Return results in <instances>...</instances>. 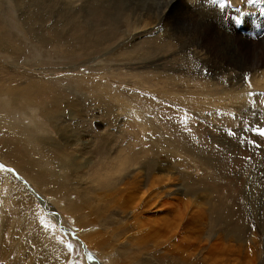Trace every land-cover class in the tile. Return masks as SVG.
Wrapping results in <instances>:
<instances>
[{"label":"rangeland","instance_id":"rangeland-1","mask_svg":"<svg viewBox=\"0 0 264 264\" xmlns=\"http://www.w3.org/2000/svg\"><path fill=\"white\" fill-rule=\"evenodd\" d=\"M61 1L0 0V86L39 78L91 106L85 129L65 115L58 134L38 105L0 90V141L31 170L0 154V264H252L253 238L264 251V157L233 138L260 145L264 125L222 106L159 28L135 31L125 0ZM82 141L95 145L80 154ZM119 152L133 178L116 188L108 156Z\"/></svg>","mask_w":264,"mask_h":264},{"label":"bare ground","instance_id":"bare-ground-1","mask_svg":"<svg viewBox=\"0 0 264 264\" xmlns=\"http://www.w3.org/2000/svg\"><path fill=\"white\" fill-rule=\"evenodd\" d=\"M63 2H66L67 5L74 3L72 0H62L60 3ZM80 2L76 3L79 4ZM39 3L42 2L40 1ZM125 4L132 14L133 21L135 23L134 26H136L135 31L149 26H151V28H159L161 33L165 37L177 42L179 51H184V53H186L189 57L194 56L196 58L198 70L205 75L203 84L207 87L213 88L214 92L217 94L218 101L222 102V106L226 102V104L229 103V107L230 105L233 106V109H236L238 113H240V111L242 113L244 110H247V119H249L248 123H250L252 119H257L258 124H262V126L264 125V95H261L262 93H264V0H256L255 3H248L247 0H125ZM19 12H21V10H19ZM114 13L115 12H113L112 14ZM128 16L129 15H127V18ZM140 33L141 32L138 31L132 33V35L130 36L134 37V35ZM15 52L16 51H14V53ZM150 63H154V61ZM164 87H166V85ZM0 90H2L3 93H5L9 97L10 104L12 105H18L20 102H23L24 105H38L40 107V113L43 114L44 120L47 121L50 126L52 125V127H54L53 129H55L58 134H64L69 128L70 124L66 125L61 122L65 115H69V119H72V117L74 118L75 122L77 123L76 128L79 129V127L81 126L85 129L86 119L84 117H81L79 113H82L84 110L88 114V112L91 110V106L82 107L80 103L81 97L73 99V96H66L62 91H58L54 86H50L47 82H42L39 78L31 79L30 81L27 80L26 84H19L17 86L12 85V83L10 82L8 85H1ZM249 93H253V95H249ZM77 95H79V92ZM160 96L164 98V95L162 93ZM164 99L166 100V98ZM95 106L101 107L100 104L96 103ZM197 110L204 109L201 108ZM3 118L5 119V117ZM9 120L12 121L11 119ZM4 123L5 122H3V124ZM65 136L63 138H65ZM77 136V140L81 141V134L79 133ZM236 136L233 138V144L242 147L244 146L246 151L253 154V156L255 155V161L261 157H264V137H258L261 140V143L259 146H256L254 141L247 139V137L246 140H244L243 138H241V136ZM4 141L5 140L0 141V146L4 145V143L2 144V142ZM5 142L6 146H3L4 149L6 148L5 153L3 152V150H0V154L4 158L3 161L15 165V167L22 173L30 172L31 170L27 168V166H25L23 162L20 161V157L14 155V146L12 147L11 143L8 141ZM80 144L83 145L80 151L81 153L79 152L80 154L86 153V151L91 146L95 145L89 141H82L80 142ZM7 146L10 147L8 148ZM63 147L61 145H57V147L54 149L60 150ZM116 150L118 149L116 148ZM108 157L110 158V161H112V164L110 165L111 171L113 175L114 173L117 175V177L115 178L110 177L111 179H113L112 183L114 184V187L117 188L119 184L121 185V183H124L125 177L130 176L133 178V174L128 175L130 172V166H133L132 162L128 163L127 160L121 159L122 157H120V152L117 155L115 153L113 154V156ZM144 160L149 164V167L153 166V162L150 158ZM99 161L101 162V160ZM60 162L63 165H66L64 167L68 168L74 167L76 169H79L83 166L77 163L78 161H73L71 157L65 158V156H63L60 159ZM127 164L131 165L128 166ZM122 171L127 172L126 174H121ZM134 179L135 180L130 181L129 183L135 184L134 182L138 179H136L135 177ZM112 183L110 181L105 182V184L109 185H112ZM146 184L147 183H144L143 180H138L136 186L141 188L145 187ZM144 196L145 195L143 193L142 198H144ZM122 212L125 213V211ZM84 239L88 242V244L90 243L88 237L86 238L84 236ZM250 246L255 250V255L252 256L250 260L251 263L254 264L257 260L263 258L264 251H261L259 249V245L256 244L255 238L252 239Z\"/></svg>","mask_w":264,"mask_h":264},{"label":"snow or ice","instance_id":"snow-or-ice-1","mask_svg":"<svg viewBox=\"0 0 264 264\" xmlns=\"http://www.w3.org/2000/svg\"><path fill=\"white\" fill-rule=\"evenodd\" d=\"M248 3H255L256 0H247ZM249 95H253V93H249ZM261 95H264V93H262ZM255 114V113H254ZM256 132L258 135L260 136H264V129L259 128V126H257ZM259 146V145H256ZM91 259V257H89Z\"/></svg>","mask_w":264,"mask_h":264}]
</instances>
